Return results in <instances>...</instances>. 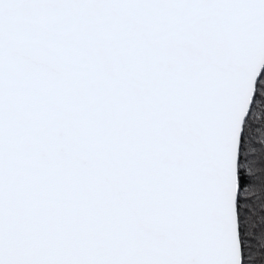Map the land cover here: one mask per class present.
Listing matches in <instances>:
<instances>
[{
  "label": "snow or ice",
  "instance_id": "obj_1",
  "mask_svg": "<svg viewBox=\"0 0 264 264\" xmlns=\"http://www.w3.org/2000/svg\"><path fill=\"white\" fill-rule=\"evenodd\" d=\"M0 264H264V0H0Z\"/></svg>",
  "mask_w": 264,
  "mask_h": 264
},
{
  "label": "trees",
  "instance_id": "obj_2",
  "mask_svg": "<svg viewBox=\"0 0 264 264\" xmlns=\"http://www.w3.org/2000/svg\"><path fill=\"white\" fill-rule=\"evenodd\" d=\"M255 257L257 258V259H259V252L257 251L255 254Z\"/></svg>",
  "mask_w": 264,
  "mask_h": 264
}]
</instances>
